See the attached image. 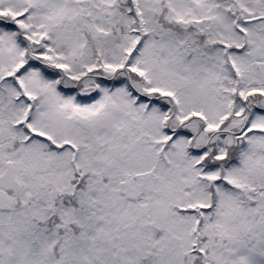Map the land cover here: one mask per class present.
<instances>
[{
	"label": "snow or ice",
	"instance_id": "1",
	"mask_svg": "<svg viewBox=\"0 0 264 264\" xmlns=\"http://www.w3.org/2000/svg\"><path fill=\"white\" fill-rule=\"evenodd\" d=\"M0 264H264V0H0Z\"/></svg>",
	"mask_w": 264,
	"mask_h": 264
}]
</instances>
